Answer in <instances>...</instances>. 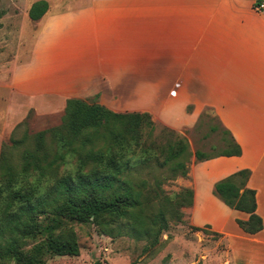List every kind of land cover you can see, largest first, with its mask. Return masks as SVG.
<instances>
[{
    "label": "crops",
    "instance_id": "crops-1",
    "mask_svg": "<svg viewBox=\"0 0 264 264\" xmlns=\"http://www.w3.org/2000/svg\"><path fill=\"white\" fill-rule=\"evenodd\" d=\"M36 1L24 6L18 54L4 67L6 120L31 109L63 115L66 101L79 99L148 113L187 137L212 110L241 154L197 164L192 157L189 219L219 235L220 263L264 264V10L255 0H45L48 10L31 21ZM240 170L255 192V234L237 224L249 214L213 195L215 183Z\"/></svg>",
    "mask_w": 264,
    "mask_h": 264
},
{
    "label": "trees",
    "instance_id": "trees-1",
    "mask_svg": "<svg viewBox=\"0 0 264 264\" xmlns=\"http://www.w3.org/2000/svg\"><path fill=\"white\" fill-rule=\"evenodd\" d=\"M262 1L255 0L254 7ZM47 10L45 0L36 1L28 18L38 21ZM162 131L155 135L148 113H115L95 102L70 99L61 125L31 138L30 149H22L26 138L11 139L0 153V264H46L48 255L77 257L76 235L66 222H92L108 237L156 244L169 220L181 222V209L193 203L191 189L167 194L162 187L187 177L191 157L197 164L241 154L223 128L224 148L213 156L190 151L187 139L173 130ZM46 134L51 148L44 144ZM13 152L19 154L18 162L11 158ZM68 157L76 171L58 175ZM249 176L248 170H240L218 181L213 195L230 209L249 214L237 224L255 234L262 222L255 214V192L246 188ZM91 264L105 263L95 259Z\"/></svg>",
    "mask_w": 264,
    "mask_h": 264
},
{
    "label": "rangeland",
    "instance_id": "rangeland-1",
    "mask_svg": "<svg viewBox=\"0 0 264 264\" xmlns=\"http://www.w3.org/2000/svg\"><path fill=\"white\" fill-rule=\"evenodd\" d=\"M27 1L29 0H0V153L2 148L11 144V139L23 142L26 138L22 149H30L31 138L44 131L58 128L63 116L38 114L31 109L19 120H6L5 118L11 114L10 102L6 100L9 95V86H7L8 79L4 67L18 54L21 44L19 31L25 27L22 17ZM51 1L57 6L65 5V3L59 2L61 0ZM203 112L205 114L198 121L196 127L190 131L186 130L184 133L192 141L190 151L200 150L206 155L213 156L224 148L222 127L212 110L205 109ZM152 121L155 125V135L163 134L162 129L166 126L153 119ZM212 128L215 129L214 132L211 131ZM187 137L184 138L187 139ZM48 141V134H46L44 144L47 146L49 145ZM49 148H51L50 145ZM19 157L17 152L11 154V158L15 162H18ZM74 163L75 161L68 157L66 162L59 167L58 175L74 173L76 171ZM191 164L192 157L189 168ZM187 179V177H177L162 188L167 194L178 192L181 188L188 187ZM150 181L153 179L151 178ZM2 205L0 199V210L3 209ZM187 208L181 209L183 214L181 222L174 223L173 220H169L168 229L159 236L154 245H150L151 242L148 241H135L125 236L108 237L103 235L100 228L92 222L85 224L66 222L65 226H70L76 235L79 255L77 257L48 255L46 264H91L95 259H99L105 264H222L217 256L218 251L222 248L219 238L214 236V233L207 227L200 228L201 231L193 229Z\"/></svg>",
    "mask_w": 264,
    "mask_h": 264
},
{
    "label": "built area",
    "instance_id": "built-area-1",
    "mask_svg": "<svg viewBox=\"0 0 264 264\" xmlns=\"http://www.w3.org/2000/svg\"><path fill=\"white\" fill-rule=\"evenodd\" d=\"M256 11H263L264 10V1H262L259 5L254 7Z\"/></svg>",
    "mask_w": 264,
    "mask_h": 264
}]
</instances>
